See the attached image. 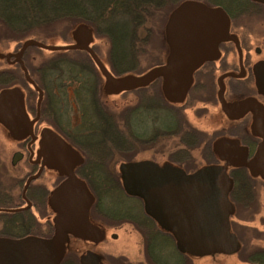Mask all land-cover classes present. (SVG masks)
<instances>
[{"label": "flooded vegetation", "instance_id": "1", "mask_svg": "<svg viewBox=\"0 0 264 264\" xmlns=\"http://www.w3.org/2000/svg\"><path fill=\"white\" fill-rule=\"evenodd\" d=\"M194 2L225 13L226 37L202 53L183 99L168 98L163 79L150 92L147 86L132 90H141L137 97L153 108L151 130L139 131L137 155L130 162L111 164L106 152L89 160L88 151L66 136L63 86L45 83L47 56L35 73L31 64L38 58L27 54L29 48L21 63L15 58L23 44L0 57V73L10 78L0 91H19L25 113L19 134L0 122V242L25 244L33 251L27 264H49L44 259L48 252L56 256L53 264H264V2ZM104 92L110 95L101 84L67 87L75 105L96 97L111 106ZM120 92L124 104V94L131 91ZM49 93L53 98L48 99ZM161 105L167 106L166 118ZM144 163L187 177L216 171L230 181L224 192L229 215L219 227L206 228L218 249L203 255L181 251L172 228L146 210L144 198L126 191L118 169ZM111 169L118 178L112 179ZM113 185L124 192L115 198L121 203L117 211L111 209ZM119 235L124 246L113 253L112 240ZM169 251L178 258L170 259Z\"/></svg>", "mask_w": 264, "mask_h": 264}, {"label": "trees", "instance_id": "2", "mask_svg": "<svg viewBox=\"0 0 264 264\" xmlns=\"http://www.w3.org/2000/svg\"><path fill=\"white\" fill-rule=\"evenodd\" d=\"M183 1L190 0H0V40L15 41L19 43L18 47L30 39L49 45L48 38L56 34L63 38L76 25L86 27L99 41V45H93V50L102 62L101 49H104L106 66L113 76L139 77L165 65L161 59L167 47L164 29L170 15ZM64 42V46L72 45L66 38ZM43 52L37 47L27 50V54L38 58L36 64H31L33 73L35 69L39 70V60L45 56ZM49 52L51 56H47L46 70L62 77L54 83L55 86H63L62 117L67 120L72 109L80 115L77 126L70 125L68 120L63 123L66 136L88 151L89 160L106 152L111 153V164L133 161L137 155L139 131L151 130L152 126L153 107L150 103L143 105L142 98L137 97L141 90L124 94L127 101L122 104L125 106L121 111L101 105L96 97H93L95 102L75 105L68 96L67 87L77 85L88 89L89 86H99V79L93 81L94 75L87 70L89 67L97 68L84 51ZM56 60L59 62L56 63ZM3 74L0 73V86H6L10 79ZM159 81L157 79L149 84L146 91L150 92L152 86H161ZM51 84L47 82V85ZM49 94L48 99L53 98ZM160 109L161 115L166 118L167 106L161 105ZM98 132H101L100 138ZM111 174L112 179L119 176L114 169H111ZM123 193L121 186L113 185L112 201L117 195L123 197Z\"/></svg>", "mask_w": 264, "mask_h": 264}, {"label": "water", "instance_id": "3", "mask_svg": "<svg viewBox=\"0 0 264 264\" xmlns=\"http://www.w3.org/2000/svg\"><path fill=\"white\" fill-rule=\"evenodd\" d=\"M221 30L224 35H220ZM226 30L227 16L223 11L209 10L194 1L183 3L172 14L167 27V39L174 56L168 64L139 77L113 76L90 46L93 33L86 27L78 32L75 36L76 44L72 45L50 46L33 39L27 40L15 58L21 63L23 53L31 47L51 52L84 51L106 80L109 92L112 89L132 91L144 88L160 78L163 79L167 97L180 100L190 84L189 76L203 62L202 53L207 50L208 45L216 44L226 37ZM10 57L11 55L7 56ZM24 117L23 98L19 91L1 92L0 122L14 134H19ZM122 172L126 191L144 198L146 210L164 227L172 228L180 242L178 247L181 251L186 249L193 254L203 255L213 248H219L218 244L211 242V235L206 228L219 227L230 213V205L224 197L230 181L222 173L217 175L216 171H203L187 177L180 172L159 170L148 163L123 166ZM171 221L173 224H169ZM203 242L208 245H203ZM226 250L229 251V248ZM31 253L33 251L25 248V244L0 242V264H27V257ZM44 259L53 264L56 256H50L48 252L44 253Z\"/></svg>", "mask_w": 264, "mask_h": 264}, {"label": "rangeland", "instance_id": "4", "mask_svg": "<svg viewBox=\"0 0 264 264\" xmlns=\"http://www.w3.org/2000/svg\"><path fill=\"white\" fill-rule=\"evenodd\" d=\"M192 1V0H190ZM217 0H215L216 2ZM220 1V0H218ZM184 2H187V1H183L180 5H178V7H180ZM172 15H170L169 19H168V22L165 26V29H164V36H165V41H166V48H165V51H164V54L161 55V59L163 61L164 64H168V62L170 61V59L173 57V51L172 49L170 48L169 46V43H168V39H167V27H168V24H169V21H170V18H171ZM83 29L82 26H75V27H72L71 30H69L66 34L65 37L61 38L62 36L60 34H56L55 36H52L50 38H48V41L47 43L50 45V46H64L65 42H64V39H68V41L70 40L71 44H76V38L75 36L78 34V32ZM92 31V30H91ZM93 33V32H92ZM24 43V42H23ZM18 45L19 43L15 42V41H4V40H0V57H4L6 56V54L8 53H13L16 51V49L18 48ZM22 45V44H21ZM91 45H99V41L96 40L94 37L91 41ZM104 49H101L102 51V59H103V62L104 64L106 65L107 64V55H105L106 53L103 51ZM44 55L45 56H51L50 52H46L44 50ZM141 67V65H140ZM89 72H91L90 74L95 78H93V81L96 82V78L99 79V82L101 84V86L105 89V87L107 86V82L106 80L101 76V74L99 73V71L95 68H90L87 69ZM147 73V72H146ZM127 76H130V75H127ZM125 77V76H124ZM46 78L47 80H45V83L48 82V83H52L54 84L56 81V79L58 78H62L60 75H58V73H55V72H50L48 71V69L46 70ZM162 82V86H163V81ZM49 86V85H48ZM50 86H54V85H50ZM77 86V85H76ZM21 92V91H20ZM106 92V91H105ZM104 92V93H105ZM1 93V91H0ZM103 93V94H104ZM102 94V95H103ZM70 97L72 98V94H70ZM104 98H106V100H108L109 104L112 106V108L114 109H119L121 111V109L124 107L122 104V95H121V92L120 91H116V90H111L110 91V95L108 94H104ZM68 116V121L70 122V125H78L80 123V115H79V112L76 111L75 109H72L70 112H69V115ZM62 120V124L63 123H66L67 120H66V117H62L61 118ZM57 122V120H56ZM144 122V121H143ZM4 128H2L0 126V132L3 131ZM91 154V153H90ZM120 172H122L120 169H118ZM0 176H2L1 172H0ZM3 181L2 183H6L8 181L7 177L3 175V178H1ZM120 205L121 203L120 202H116V201H113L112 202V205H111V209L113 211H117L119 208H120ZM119 234V233H118ZM123 236L122 235H119V238L117 241H113L112 240V252L113 253H120L121 252V248L124 246L123 245ZM158 243H161L159 240H158ZM69 248H75V245L74 244H70L68 246ZM129 247V246H127ZM96 252V251H95ZM169 258L170 259H177L178 256L173 252V251H169ZM100 262L103 263L102 260L99 259ZM225 261V260H223ZM222 263V260H217V262L213 261L212 263L210 262V264H221Z\"/></svg>", "mask_w": 264, "mask_h": 264}]
</instances>
